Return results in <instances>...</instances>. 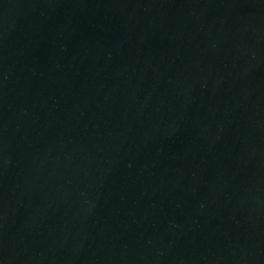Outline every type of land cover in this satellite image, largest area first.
Instances as JSON below:
<instances>
[{"label":"water","instance_id":"obj_1","mask_svg":"<svg viewBox=\"0 0 264 264\" xmlns=\"http://www.w3.org/2000/svg\"><path fill=\"white\" fill-rule=\"evenodd\" d=\"M0 264H264V0H0Z\"/></svg>","mask_w":264,"mask_h":264}]
</instances>
